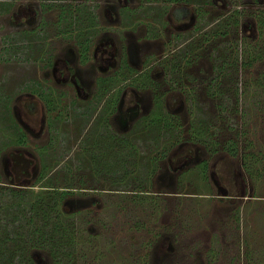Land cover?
Wrapping results in <instances>:
<instances>
[{
  "label": "rangeland",
  "instance_id": "rangeland-1",
  "mask_svg": "<svg viewBox=\"0 0 264 264\" xmlns=\"http://www.w3.org/2000/svg\"><path fill=\"white\" fill-rule=\"evenodd\" d=\"M234 7L264 0H0V264H264V169L240 159L245 126L264 153V115L239 116L264 56L239 67L255 28ZM66 48L80 94L51 72Z\"/></svg>",
  "mask_w": 264,
  "mask_h": 264
},
{
  "label": "trees",
  "instance_id": "trees-1",
  "mask_svg": "<svg viewBox=\"0 0 264 264\" xmlns=\"http://www.w3.org/2000/svg\"><path fill=\"white\" fill-rule=\"evenodd\" d=\"M255 1V0H252ZM187 10L185 7L180 6L178 8V12L175 17L181 18L187 14ZM234 11L239 15L241 11H246L248 9H237L234 7ZM234 12V13H235ZM249 15H251V20L253 22L255 28V38L252 39H243L242 44L239 51V67L245 71V69H249V67L255 63V61L260 60L264 56V7L251 9L248 11ZM246 18V16L244 17ZM235 23H237V18H234ZM239 95L244 100V103L248 105V108H251L250 111H243V108H240V119L244 125L246 124L245 120H248L254 112V115L258 114L261 117L264 115V68L258 71L255 75H248L241 79V90H239ZM241 103V100H240ZM247 132H250L248 127H244L241 130V135H243V141L240 150V159H241V167L251 176H259L264 169L263 167L254 168L253 164L260 159H264L263 149H256V154L254 153V148L256 146V138L247 137ZM232 152V151H230ZM256 170V171H254ZM264 173V172H263ZM66 190V189H61ZM25 259L23 264H26Z\"/></svg>",
  "mask_w": 264,
  "mask_h": 264
},
{
  "label": "flooded vegetation",
  "instance_id": "flooded-vegetation-1",
  "mask_svg": "<svg viewBox=\"0 0 264 264\" xmlns=\"http://www.w3.org/2000/svg\"><path fill=\"white\" fill-rule=\"evenodd\" d=\"M179 13V12H178ZM177 14V13H176ZM175 14V15H176ZM186 16V15H185ZM177 18V17H175ZM183 18V17H181ZM179 19V18H178ZM103 35L96 39V44L94 49L92 50V62L93 65L97 69L102 72H106L107 70L113 71L112 67L115 61L118 62L117 57L119 58L120 54L117 56V46L113 42L114 40L107 35V32L104 31ZM120 47V46H119ZM127 48V47H126ZM130 52V47L127 48ZM58 59L55 62H59V66H53L51 72L54 74L55 69H57V73L54 74V77L57 79H69L72 84L77 86V93L80 94V84H82V80L80 77V69H76L77 63H81L83 60L80 56L79 51L74 54V52L70 48H66L65 51H62ZM117 56V57H116ZM129 60L131 61L130 55ZM119 63V62H118ZM80 66V65H79ZM113 69V70H112ZM94 71H97L96 69ZM85 85L83 84V93L88 94V91L84 92ZM136 87L133 85H127L125 89L122 90L120 96L118 98V103L116 107V114L114 117L118 119L119 124L122 126L123 122H127L138 112V105L141 97L137 93ZM83 94V95H84ZM185 161V160H184ZM181 163V162H180ZM179 164V162H177Z\"/></svg>",
  "mask_w": 264,
  "mask_h": 264
}]
</instances>
